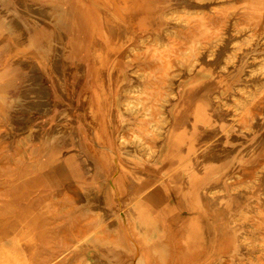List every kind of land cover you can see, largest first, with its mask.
Here are the masks:
<instances>
[{
  "label": "rangeland",
  "instance_id": "rangeland-1",
  "mask_svg": "<svg viewBox=\"0 0 264 264\" xmlns=\"http://www.w3.org/2000/svg\"><path fill=\"white\" fill-rule=\"evenodd\" d=\"M120 1L0 0V264H264V0Z\"/></svg>",
  "mask_w": 264,
  "mask_h": 264
},
{
  "label": "bare ground",
  "instance_id": "bare-ground-1",
  "mask_svg": "<svg viewBox=\"0 0 264 264\" xmlns=\"http://www.w3.org/2000/svg\"><path fill=\"white\" fill-rule=\"evenodd\" d=\"M128 1H129V0H128ZM128 1H127V2H128ZM172 1H173V0H172ZM127 2H124V3H123V2L120 1V3L118 2L119 5H116V3H115V5L117 6V9L120 8L119 11H121L122 8H125V7L128 6V3H127ZM130 2H132V1H130ZM173 2H174V1H173ZM166 3H167V2H166ZM188 3H189V2H188ZM216 3H217V2H216ZM160 4H161V2H160ZM186 5H187V4H186ZM202 5H203V4H202ZM208 5H209V4H208ZM111 6H112V5H111ZM34 7H35V6H34ZM114 7H115V6H114ZM30 8H31V7H30ZM115 9H116V8H115ZM117 9H116V13L118 12ZM39 10H40V9H39ZM124 10H126V9H124ZM124 10H123V11H124ZM104 12H105V11H104ZM44 13H45V12H44ZM106 13H107V12H106ZM106 13H105V14H106ZM118 14H120V13H117V15H118ZM31 16H32V15H31ZM107 16H108V15H107ZM101 17H102V16H101ZM105 17H106V16H105ZM152 17H153V16H152ZM130 18H131V17H130ZM107 19H108V18H107ZM107 19H105V20H107ZM110 19H112V18H110ZM132 19H133V17H132ZM157 20H158V19H157ZM107 21H109V20H107ZM111 21H113V20H111ZM155 21H156V20H155ZM113 22H115V21H113ZM104 23H105V22H104ZM107 23H108V22H107ZM118 23H119V22H118ZM105 24H106V23H105ZM109 24H110V23H109ZM109 24H108V25H109ZM114 24H115V23L110 24V25H114ZM116 24H117V23H116ZM116 24H115V27L117 26ZM126 24H127V22H126ZM118 25H119V24H118ZM133 25H134V24H133ZM133 25H132V26H133ZM135 25L138 26L139 24L135 23ZM130 26H131V25H130ZM117 27H118V26H117ZM117 27H116V28H117ZM122 27H123V26H122ZM134 27H135V26H134ZM108 28H111V27L109 26ZM116 28H115V30H117ZM120 28H121V27H120ZM137 28H138V27H137ZM106 29H107V28H106ZM111 29L114 30L113 28H111ZM112 30H111V31H112ZM118 30H119V28H118ZM118 30H117V31H118ZM120 30H121V29H120ZM129 30H130V29H129ZM117 31H116V32L114 31V32L117 34ZM121 31H122V30H121ZM121 31H120V32H121ZM123 31H124V30H123ZM137 31H138V30H137ZM114 32H113V33H114ZM124 32H125V31H124ZM126 33H127V32H126ZM120 34H121V33H119V31H118V35H120ZM230 34H231V33H230ZM118 35H116V36H118ZM132 35H133V34H132ZM159 35H160V34H159ZM112 36H113V35H112ZM115 39H116V38H115ZM120 39H121V38H120ZM112 41H113V40H112ZM131 41H132V40H131ZM116 42H117V41H116ZM97 43H98V42H97ZM158 45H159V44H158ZM201 46H202V45H201ZM101 48H102V47H101ZM223 48H224V47H223ZM102 49H103V48H102ZM231 49H232V48H231ZM53 50H54V49H53ZM56 50H57V48H56ZM247 51H248V50H247ZM247 51H246V52H247ZM53 52H54V51H53ZM53 52H52V53H53ZM56 52H58V51H56ZM107 52H108V50H107ZM263 52H264V51H263ZM49 53H50V52H49ZM100 53H101V52H100ZM202 53H203V52H202ZM253 53H254V52H253ZM104 54H105V53H104ZM111 54H112V53H111ZM246 54H247V53H246ZM106 55H109V54H106ZM210 55H211V54H210ZM250 55H251V54H250ZM196 56H197V55H196ZM259 56H260V55H259ZM49 57H50V56H49ZM104 57H105V56H104ZM220 57H221V56H220ZM246 57H247V56H246ZM102 58H103V57H102ZM248 59H249V58H248ZM208 60H209V59H208ZM50 61H51V60H50ZM236 62H237V61H236ZM243 63H244V62H243ZM239 65H240V64H239ZM116 69H118V68H116ZM62 70H63V69H62ZM242 71H243V70H242ZM62 74H63V73H62ZM243 74H244V73H243ZM65 78H66V77H65ZM63 79H64V78H63ZM221 84H222V83H221ZM201 91H202V90H199V92H201ZM231 91H232V89H231ZM194 92H195V91H194ZM203 92H204V91H203ZM203 92H202V93H203ZM206 92H207V91H206ZM211 92H212V91H211ZM59 93H60V92H59ZM230 93H231V92H230ZM105 94H106V93H105ZM208 95H209V94H208ZM208 95H207V96H208ZM106 96H107V95H106ZM112 96H113V95H112ZM216 96H217V95H216ZM109 97H110V96H109ZM112 98H113V97H112ZM198 98H199V97H198ZM202 98H204V97H202ZM195 99H196V98H195ZM211 99H212V98H211ZM213 100H214V99H213ZM213 100H212V101H213ZM219 100H220V99H219ZM105 101H106V100H105ZM200 101H202V100H200ZM204 101H206V99H205ZM198 102H199V101H198ZM217 102H218V101H217ZM227 102H228V101H227ZM199 103H200V102H199ZM221 103H222V102H221ZM106 104H107V103H106ZM217 104H218V103H217ZM219 104H220V102H219ZM224 106H225V105H224ZM213 107H214V106H213ZM216 107H217V106H216ZM168 108H170V107H167V109H168ZM217 108H219V107H217ZM221 108H222V107H221ZM223 108H224V107H223ZM223 108H222V109H223ZM261 109H262V108H261ZM203 110H204V109H203ZM206 110H207V109H206ZM215 110H216V109H215ZM218 110H219V109H218ZM169 111H170V110H169ZM169 111H168V112H169ZM209 111H210V110H209ZM209 111H208V113H210ZM205 112H206V111H205ZM212 112H213V111H212ZM219 112H220V110H219ZM219 112H217V113H219ZM200 113H201V112H200ZM208 113H207V115H208ZM262 113H263V112H262ZM179 114H180V113H179ZM203 114H205V113H203ZM259 114H260V113H259ZM173 115H174V114H173ZM199 115H201V114H199ZM211 115H212V114H211ZM217 115H218V114H217ZM171 116H172V115H171ZM179 116H180V115H179ZM259 116H260V115H259ZM213 117H214V115H213ZM183 118H184V117H183ZM177 119H178V118H177ZM180 119H181V118H180ZM218 119H219V118H218ZM219 120H220V119H219ZM151 121H152V120H151ZM234 121H235V120H234ZM168 126H169V125H168ZM200 126H201V125H200ZM202 127H204V126H201L200 128H202ZM176 128H177V127H176ZM170 129H171V128H170ZM202 129H203V128H202ZM237 129H238V128H237ZM242 129H243V128H242ZM258 129H259V128H258ZM171 130H173V129H171ZM237 131H239V129H238ZM202 133H203V132H202ZM206 133H207V131L205 132V137L210 136V135H206ZM209 134H210V133H209ZM211 134H212V133H211ZM198 135H199V134H198ZM201 135H202V134H201ZM203 135H204V134H203ZM244 135H245V134H244ZM250 135H251V134H250ZM255 135H256V134H255ZM93 136H94V135H93ZM263 136H264V135H263ZM198 138H199V137H198ZM263 138H264V137H263ZM169 139H170V138H169ZM244 139H245V138H244ZM200 140H201V139H200ZM205 140H206V139H205ZM239 140H240V139H239ZM245 140H246V139H245ZM99 141H100V140H99ZM196 141H197V140H196ZM161 142H162V141H161ZM185 142H186V141H185ZM256 142H257V141H256ZM260 142H261V141H260ZM246 143H247V142H246ZM250 144H252V143H250ZM259 144H260V143H259ZM96 145H97V144H96ZM160 145H161V144H160ZM214 145H216V144H214ZM210 147H211V146H210ZM216 147H217V145H216ZM181 148H182V147H181ZM211 148H212V147H211ZM217 148H218V147H217ZM240 148H241V147H240ZM112 149H113V148H112ZM242 149H243V148H242ZM256 149H257V148H256ZM209 150H210V149H209ZM209 150H208V151H209ZM211 150H212V149H211ZM262 150H263V149H262ZM212 151H213V150H212ZM215 151H216V150H214V152H215ZM243 151H244V150H243ZM174 152H175V151H174ZM214 154H215V153H214ZM241 154H242V153H241ZM246 154H247V153H246ZM248 154H249V153H248ZM163 155H165V154H163ZM211 155H213V154H211ZM117 156H118V155H117ZM167 156H168V155H167ZM201 156H203V155H201ZM147 157H148V156H147ZM212 157H213V156H212ZM167 158H168V157H167ZM253 158H254V157H253ZM262 158H263V157H262ZM116 159H117V158H116ZM240 159H241V158H240ZM118 160H120L119 157H118ZM153 161H154V160H153ZM163 161H164V160H163ZM163 161H162V162H163ZM166 161H167V159H166ZM118 162H119V161H118ZM162 162H161V163H162ZM248 162H249V161H248ZM135 163H136V162H135ZM142 163H143V162H142ZM159 163H160V162H159ZM159 163H158V165H159ZM166 163H167V162H166ZM169 163H170V162H169ZM246 163H247V162H246ZM164 164H165V163H164ZM164 164H163V168H165V167H164ZM143 165H144V164H143ZM197 165H198V164H197ZM238 165H240V164H238ZM130 166H131V165H130ZM166 166H168V165H166ZM120 167H121V166H120ZM120 167H119V168H120ZM133 167H134V166H133ZM119 168H118V169H119ZM138 169H139V168H138ZM165 169H166V168H165ZM165 169H164V170H165ZM167 169H168V168H167ZM116 170H117V169H116ZM122 170H124V169H122ZM134 170H135V169H134ZM175 170H176V169H175ZM143 171H144V170H143ZM131 172H132V171H131ZM141 172H142V171H141ZM174 172H175V171H174ZM176 172H177V171H176ZM263 172H264V171H263ZM120 173H121V172H120ZM123 173H124V172H123ZM155 173H156V172H155ZM167 173H168V171H167ZM116 174H117V173H116ZM134 174H135V173H134ZM170 174H171V173H170ZM175 174H176V173H175ZM137 175H138V174H137ZM141 175H142V174H141ZM151 175H153V174H151ZM179 175H180V173H179ZM155 176H157V175H155ZM136 177H137V176H136ZM157 177H158V176H157ZM171 177H172V176H171ZM128 178H129V177H128ZM141 178H142V177H141ZM145 178H146V177H145ZM147 178H148V177H147ZM150 178H151V177H150ZM173 178H174V177H173ZM173 178H172V179H173ZM134 179H135V178H134ZM143 179H144V178H143ZM181 179H182V178H181ZM128 180H129V179H128ZM144 180H145V179H144ZM160 180H161V179H160ZM169 180H170V179H168V181H169ZM173 180H174V179H173ZM178 180H179V178H178ZM178 180H177V181H178ZM236 180H237V179H236ZM135 181H136V180H135ZM141 181H143V180H141ZM153 181H154V180H153ZM163 181H164V180H163ZM170 181H171V180H170ZM183 181H184V180H183ZM110 182H111V181H110ZM172 182H173V181H172ZM233 183H234V182H233ZM111 184H112V182H111ZM132 184H133V183H132ZM134 184H135V183H134ZM143 184H144V183H143ZM164 184H165V183H164ZM115 185H116V184H115ZM129 185H130V184H129ZM151 185H152V184H151ZM161 186H163V184H162ZM210 186H212V185H210ZM210 186H208V187L210 188ZM112 187H113V189L116 190V187H117V186L114 187V185H112ZM259 187H260V186H259ZM134 188H135V187H134ZM140 189H141V188H140ZM150 189H151V188H150ZM203 189H204V188H203ZM206 189H207V188H206ZM213 189H215V188H213ZM231 189H232V188H231ZM167 190H168V189H167ZM182 190H183V189H182ZM245 190H246V189H245ZM178 191H179V190H178ZM247 191H250V190H247ZM116 192H117V190H116ZM164 192H165V191H164ZM168 192H169V190H168ZM206 192H207V191H206ZM234 193H235V192H234ZM234 193H233V194H234ZM247 193H248V192H247ZM131 194H132V193H131ZM207 194H208V193H207ZM236 194H237V192H236ZM239 194H240V192H239ZM242 194H243V193H242ZM244 194H246V192H245ZM168 195H169V194H168ZM202 195H204V194H202ZM208 195H209V194H208ZM246 195H247V194H246ZM248 195H249V194H248ZM126 196H127V195H126ZM131 196H132V195H131ZM206 196H207V195H206ZM206 196L204 195L205 198H206ZM235 196H238V197H239L240 195L237 194V195H235ZM235 196H234V197H235ZM180 197H181V196H180ZM201 197H203V196H201ZM204 197H203V198H204ZM214 197H215V196H214ZM216 197H217V196H216ZM203 198H202V199H203ZM205 198H204V199H205ZM212 198H213V197H212ZM235 198H236V197H235ZM239 198H240V197H239ZM132 199H133V197H132ZM208 199H209V198H208ZM208 199L206 198L207 201H208ZM210 199H211V198H210ZM217 199H221V197L216 198L215 200L217 201ZM230 199H231V198H230ZM181 200H182V199H181ZM206 200H205V202H206ZM213 200H214V199H213ZM213 200H211V201L213 202ZM215 200H214V201H215ZM222 200H223V199H222ZM237 200H238V199H237ZM240 200H241V199H240ZM203 201H204V200H203ZM203 201H202V202H203ZM232 201H233V200H232ZM241 201H242V200H241ZM117 202H118V201H117ZM120 202H121V201H120ZM168 202H169V201H168ZM236 202H237V201H236ZM207 203H208V202H207ZM207 203H204V204L206 205ZM213 203H214V202H213ZM215 203H216V202H215ZM231 203H232V202H231ZM217 204H218V205H217V206H218L217 209H218L220 203L217 201ZM242 204H243V203H242ZM202 205H203V204H202ZM205 205H204V206H205ZM212 205H214V204H212ZM221 205H222L221 208L218 209V210H219V217H221V216H220V210H221V209L223 210V208H222V207H223V203H222ZM244 205H245V204H244ZM167 206H169V205H167ZM242 206H243V205H242ZM164 207H166V206H164ZM206 207H207V206H206ZM208 207H209V203H208ZM213 207H214V206H213ZM213 207L211 206V207L209 208L210 211H211V209H212ZM233 207H234V204H233ZM233 207H232V208H233ZM202 208H203V206H202ZM202 208H201V209H202ZM215 208H216V206H215ZM225 208H226V207H225ZM165 209H166V208H165ZM205 209H207V208H205ZM205 209H204V210H205ZM213 209H214V208H213ZM226 209H228V208H226ZM261 209H262V208H261ZM97 210H98V209H97ZM125 210H126V209H125ZM125 210H124V211H125ZM128 210H130V209H128ZM162 210H163V208H162ZM222 210H221V211H222ZM224 210H225V209H224ZM202 211H203V210H202ZM208 211H209V210H208ZM210 211H209V212H210ZM215 211H216V210H215ZM205 212H206V211H205ZM217 212H218V211H217ZM217 212H215V213H217ZM225 212H227V211H225ZM225 212L223 211V213H225ZM229 212H230V211H229ZM125 213H126V212H125ZM223 213H222V215H223ZM242 213H243V212H242ZM239 214H240V213H239ZM239 214H238V215H239ZM122 215H123V214H122ZM124 215H125V214H124ZM211 215H212V214H210V216H211ZM217 215H218V214H216V217L218 218ZM241 215H242V214H241ZM103 216H105V215H103ZM112 216H113V215H112ZM226 216L228 217V215H226ZM211 217H212V216H211ZM126 218H127V217H126ZM218 219H220V218H218ZM109 221H111V219H110ZM221 221H222V220H221ZM132 222H133V221H132ZM107 223H109V222H107ZM112 223H113V222H112ZM126 223H127V222H126ZM126 223H125V224H126ZM129 223H130V222H129ZM245 223H246V222H245ZM133 224H134V223H133ZM126 225H127V224H126ZM239 225H240V224H239ZM128 226H130V225H128ZM238 227H239V226H238ZM127 228H128V227H127ZM130 228H133V227H130ZM240 228H241V226H240ZM248 228H249V227H248ZM176 229H177V230H180L181 228H180V229L176 228ZM238 229H239V228H238ZM128 230H129V229H128ZM182 230H183V229H182ZM240 230H241V229H240ZM240 230H239V231H240ZM174 231H175V230H174ZM205 231H206V230H205ZM245 231H246V230H245ZM128 232H129V231H128ZM176 232L179 233V231H176ZM176 232H175V233H176ZM183 232H184V231H183ZM187 232H188V231H187ZM187 232H186V233H187ZM200 232H201V231H200ZM207 232L210 233V231H207ZM177 233H176V235H177ZM181 233H182V232H181ZM209 233H208V235H209ZM183 234H184V233H183ZM202 234H203V233H202ZM186 235H187V234H186ZM204 235H205V232H204ZM204 235H203V236H204ZM211 235H212V234H211ZM205 236H206V235H205ZM205 236H204V237H205ZM210 239L212 240V238H210ZM213 239H214V237H213ZM205 241H206V240H205ZM208 241H209V239H208ZM209 242H210V241H209ZM204 243H205V242H204ZM206 243H207V241H206ZM225 243H226V242H224V244H225ZM210 244H211V242H210ZM208 245H209V244H207V246H208ZM212 245H213V244H212ZM215 245H216V244H215ZM219 245H220V244H219ZM227 245H228V244H227ZM207 246H204V247H205V248H204L205 252H206ZM211 247H212V246H211ZM209 248H210V247H209ZM209 248L207 249V252H208ZM216 248H217V247H216ZM228 249H229V248H228ZM204 250H203V251H204ZM209 252H210V250H209ZM203 253H204V252H202L201 256L203 255ZM242 253H243V252H242ZM205 254H206V253H205ZM218 254H220V253H218ZM203 256H205V255H203ZM217 256H218V255H217ZM221 257H222V256H221ZM238 257H239V256H238ZM216 258H217V257H216ZM200 260H201V258H200ZM134 264H135V263H134Z\"/></svg>",
  "mask_w": 264,
  "mask_h": 264
},
{
  "label": "crops",
  "instance_id": "crops-1",
  "mask_svg": "<svg viewBox=\"0 0 264 264\" xmlns=\"http://www.w3.org/2000/svg\"><path fill=\"white\" fill-rule=\"evenodd\" d=\"M82 67H84V66L82 65Z\"/></svg>",
  "mask_w": 264,
  "mask_h": 264
}]
</instances>
